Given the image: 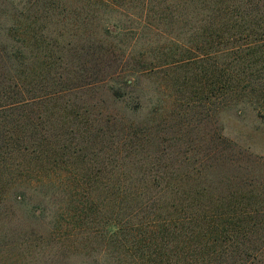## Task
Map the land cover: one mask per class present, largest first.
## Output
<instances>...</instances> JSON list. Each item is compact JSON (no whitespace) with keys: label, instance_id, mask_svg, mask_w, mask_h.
<instances>
[{"label":"trees","instance_id":"16d2710c","mask_svg":"<svg viewBox=\"0 0 264 264\" xmlns=\"http://www.w3.org/2000/svg\"><path fill=\"white\" fill-rule=\"evenodd\" d=\"M4 4L0 264L82 256L81 264H256L264 257V185L248 183L259 164L242 163V148L226 140L223 153L215 137L203 155L165 156L148 124L102 121L84 101L108 89L116 102V80L126 72L133 90L156 77L163 80L157 92L170 89L192 108L218 102L217 116V105L230 100L264 116V0ZM112 37L118 46L107 42ZM134 107L126 110L141 103ZM26 189L38 196L33 208Z\"/></svg>","mask_w":264,"mask_h":264},{"label":"rangeland","instance_id":"374dc122","mask_svg":"<svg viewBox=\"0 0 264 264\" xmlns=\"http://www.w3.org/2000/svg\"><path fill=\"white\" fill-rule=\"evenodd\" d=\"M3 1L6 5L13 0ZM17 1L19 2V0H16V3H18ZM90 31L91 27L83 29V32ZM117 40L112 37L107 42L110 45L118 46L119 41ZM126 40L128 43H132V36L130 35ZM87 57L91 58V56ZM125 67L129 69L130 64ZM131 78L130 74L124 72L116 80L117 83L121 84L118 87H121L122 92L121 98L116 102L113 101L108 89H98L85 96L84 101L94 105L95 111L101 113V116H97L98 119L106 121L115 118L134 126L148 124L153 139H157L156 142L162 144L163 147L160 149L163 150L165 156L194 157L195 155H203L208 152L206 147L209 139L215 137H221L223 153H228L229 147H226L228 145L225 141H232L237 144L238 148L243 149L241 151H244L243 155L240 156V159L245 160L242 163L250 166L259 164L258 168L253 166L249 169L250 175L247 174L249 175L248 183L251 182V185L257 184L260 187L264 185V116H260L254 107L229 100L217 105L219 112L216 116L212 109L218 102H215L214 106L192 108L186 103L179 102V96L176 97V94L170 89L157 92L158 88H161L160 85L163 84L162 79L156 77L144 78L140 81V90L139 88L133 90L130 85H125V81H130ZM138 102L141 103L140 110L137 112L126 110L128 107L130 109V106L131 109L135 108L134 106ZM90 104L89 106H91ZM125 111L129 114H126ZM150 128H153V130L150 131ZM121 135L120 132L115 137L118 139ZM152 149L156 151V148ZM221 155L223 154L221 153ZM21 189H24V187L14 190V193H22ZM23 192L26 196V204L33 208L38 201V196L32 190L26 189ZM23 211H25V207H23ZM261 245L260 241L253 240L252 242V246L257 249L261 248ZM3 257H5V254H3ZM82 259L83 256L78 259L72 257L69 259L68 264H81ZM94 259H96V256ZM93 261L88 258L87 263L92 264ZM256 264H264V257L257 259Z\"/></svg>","mask_w":264,"mask_h":264}]
</instances>
